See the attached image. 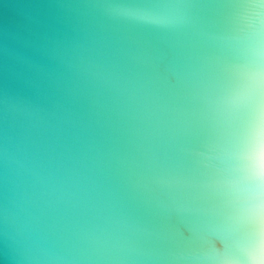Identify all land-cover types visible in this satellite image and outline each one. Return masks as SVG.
<instances>
[{"label":"clouds","instance_id":"1","mask_svg":"<svg viewBox=\"0 0 264 264\" xmlns=\"http://www.w3.org/2000/svg\"><path fill=\"white\" fill-rule=\"evenodd\" d=\"M0 264H264V0H0Z\"/></svg>","mask_w":264,"mask_h":264}]
</instances>
